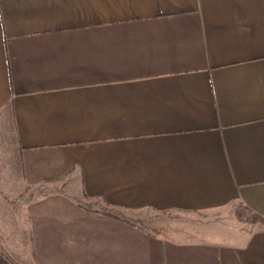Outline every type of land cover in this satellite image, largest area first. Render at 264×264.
Wrapping results in <instances>:
<instances>
[{
    "label": "crops",
    "instance_id": "0c3cea01",
    "mask_svg": "<svg viewBox=\"0 0 264 264\" xmlns=\"http://www.w3.org/2000/svg\"><path fill=\"white\" fill-rule=\"evenodd\" d=\"M0 264H264V0H0Z\"/></svg>",
    "mask_w": 264,
    "mask_h": 264
},
{
    "label": "trees",
    "instance_id": "16d2710c",
    "mask_svg": "<svg viewBox=\"0 0 264 264\" xmlns=\"http://www.w3.org/2000/svg\"><path fill=\"white\" fill-rule=\"evenodd\" d=\"M130 222H132V221H130Z\"/></svg>",
    "mask_w": 264,
    "mask_h": 264
}]
</instances>
